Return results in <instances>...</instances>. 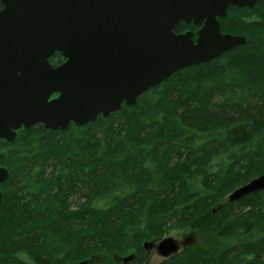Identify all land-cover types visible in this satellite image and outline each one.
Masks as SVG:
<instances>
[{"label":"trees","instance_id":"16d2710c","mask_svg":"<svg viewBox=\"0 0 264 264\" xmlns=\"http://www.w3.org/2000/svg\"><path fill=\"white\" fill-rule=\"evenodd\" d=\"M221 21L223 32L246 42L179 70L113 112L125 116L130 143L110 136L103 144L91 134L69 150L44 140L18 143L39 131L89 132L102 116L64 131L22 127L11 143L0 138V164L10 168L0 207L1 264H107L93 257L113 253L122 262L115 256L131 247L138 254L127 264H139L150 254L143 240L187 228L198 232L195 240L167 264H264V209L239 216L231 210L264 206V189L223 202L264 173V0L252 8L231 5ZM64 60L59 52L50 58L54 65ZM51 161L60 168L47 175ZM24 167L30 174L19 195L9 184ZM79 194L87 200L72 210L68 198ZM71 228L79 230L72 249L60 256L64 245L55 237H71ZM78 240H89L88 247L76 250Z\"/></svg>","mask_w":264,"mask_h":264},{"label":"water","instance_id":"95a60500","mask_svg":"<svg viewBox=\"0 0 264 264\" xmlns=\"http://www.w3.org/2000/svg\"><path fill=\"white\" fill-rule=\"evenodd\" d=\"M0 1V138L12 142L21 127L65 130L107 117L179 70L244 44L245 35L222 32L220 17L231 5L252 8L259 0ZM181 21L203 23L196 39L191 30L176 33ZM57 52L65 60L54 65ZM9 173L0 166V185ZM263 189L264 173L228 201ZM2 196L0 189V207ZM144 247L169 258L181 243L164 237Z\"/></svg>","mask_w":264,"mask_h":264},{"label":"rangeland","instance_id":"374dc122","mask_svg":"<svg viewBox=\"0 0 264 264\" xmlns=\"http://www.w3.org/2000/svg\"><path fill=\"white\" fill-rule=\"evenodd\" d=\"M228 28H230V27H228ZM229 33H231V32H229ZM128 106H130V105H128ZM111 114L109 116H107V117H103L102 116L103 118H105V120L102 121L103 124L102 125L100 124L99 126L98 125H93V126L89 127L90 128L89 132L80 130L79 128H76V127L74 128V130H71L68 133L46 134L45 132L39 131V133H37V132L33 133L29 137H25L23 135H20V140L18 141V143H20L21 145H23V144H31V143L33 144V143H36V142L44 140L43 142L46 145L49 144L51 146V144L53 143L56 146H62L64 149L69 150V148L71 146H77L78 147V146H81L83 143H85L87 141L86 138H87V136L89 134H91L95 139H98V141L103 143V144H106L110 140V138H111L110 136H112V138H114V136H115L116 138H114V140L116 142H120V141L126 142L127 141V143H130L131 140H130V137L128 136V134H127L128 132H127V129H126V124H125L126 123L125 116L120 114V113H115V114L113 113L112 117L110 119H107V118H109L111 116ZM111 125H113V126H111ZM34 126H36V125H34ZM76 126H78V125H76ZM123 126L125 128H123ZM110 128H113L115 132H112L110 130ZM18 136L19 135L17 133L16 137H18ZM127 137H128V139H127ZM0 148H1V146H0ZM216 159L219 160L221 158H216ZM0 166H5L8 170H10L9 166H7V165L0 164ZM24 168H25V170L22 171L23 173L17 174L14 177V181H11V184H9V186L12 188L11 192L19 190L20 185H21L20 181L30 174V171L26 167H24ZM55 168L59 169L60 168V164L58 163V164L54 165V162H53V165H52V161L49 162L45 166V170L47 172V175L52 174V172H53V170ZM5 183L3 182L0 185V188H1L2 191H5V187H4ZM54 192H56V191H53L52 193H54ZM20 194H21V190H19V195ZM22 194H23V191H22ZM86 200H87L86 196L85 195H81V194H79V195H70L69 198H68V202L71 205V209L72 210H77L80 207V205H82ZM224 201H228V195L224 198L223 202ZM254 209H262L263 210L264 206L250 207V206H243V205L238 204V205H234L231 208V210L234 212V215H238V216L241 215V214H243V215L247 214L248 215ZM74 230L79 231L77 229H72L71 228V230L67 232V233L71 234V237H69V236L66 237L65 233H63V232L58 233L60 236L57 235L55 237V240H56L57 243L64 245L63 251L60 254L61 256L68 255L69 254L68 251H70L72 249L71 245L73 244V240H74V239L72 240V238L77 235V232L74 231ZM191 233H193V235H194L193 240H195L198 232H195L194 230H192L190 228H187L185 230L172 229L168 234L164 235L161 238L173 237V238H175V239H177V240H179L181 242L182 239L184 238V236L189 235ZM157 239H159V238L158 237L149 238L147 240H143V243L145 241L157 240ZM88 241L89 240H82V241L78 240V243L76 245V250H78L79 247H80V249L85 250L88 247ZM235 244H236V242H231L230 246L232 245V247H233ZM183 248H184V246L179 251H181ZM3 251H4V248L3 247L1 248V246H0V255H3ZM133 252H136V254H138V251H136L135 248L131 247L129 251L123 252V256L131 254ZM111 254H113V253H111ZM111 254L109 255V254L101 252L98 255H95L93 257V259H95V260H97L98 262H101V263L107 262V264H124L122 262L114 261V259L112 258ZM177 257H178V255L175 256V258H177ZM0 259H1V257H0ZM171 259L172 258H170V257L169 258H164L163 256L159 255L156 252V250H153V251H150V254L147 257V260L145 259V260L141 261V259H140V260H138V263L139 264H141V263L142 264H167L169 262L166 261V260H171ZM78 262H79V260L76 261V262H73V264H76ZM68 263H70V262H67V264ZM170 264H176V263H175V261H170Z\"/></svg>","mask_w":264,"mask_h":264},{"label":"flooded vegetation","instance_id":"af4514ba","mask_svg":"<svg viewBox=\"0 0 264 264\" xmlns=\"http://www.w3.org/2000/svg\"><path fill=\"white\" fill-rule=\"evenodd\" d=\"M221 20H222V17H220V22H222ZM202 25H203V23H201L199 25H195L193 23H186L184 21H181L176 25L175 31H176V33H184L186 31L191 30L194 32V39H196L197 38L196 33L202 27ZM224 33H226V32H224ZM187 238L188 237L184 236V238L182 239L181 243H183V246L187 244L186 243L188 241ZM150 251H152V250H150ZM1 262H2V260L0 259V264H1ZM11 264H15V263H11ZM68 264H71V263H68Z\"/></svg>","mask_w":264,"mask_h":264},{"label":"bare ground","instance_id":"6f19581e","mask_svg":"<svg viewBox=\"0 0 264 264\" xmlns=\"http://www.w3.org/2000/svg\"><path fill=\"white\" fill-rule=\"evenodd\" d=\"M23 166V165H22ZM62 170V169H61ZM65 170V169H64ZM216 208V207H215ZM78 213V212H77ZM62 214V213H61ZM56 232V231H55ZM60 236V235H59ZM61 238V237H60ZM245 238V237H244ZM250 240V239H249ZM68 257V256H67ZM73 261V260H72ZM64 263V262H63Z\"/></svg>","mask_w":264,"mask_h":264}]
</instances>
